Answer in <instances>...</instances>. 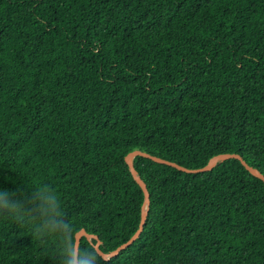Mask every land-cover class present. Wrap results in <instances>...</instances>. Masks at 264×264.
<instances>
[{
    "label": "trees",
    "instance_id": "16d2710c",
    "mask_svg": "<svg viewBox=\"0 0 264 264\" xmlns=\"http://www.w3.org/2000/svg\"><path fill=\"white\" fill-rule=\"evenodd\" d=\"M264 174V0H0V188L44 183L109 252L143 192L124 156ZM150 203L98 264H264V182L238 159L188 173L136 155ZM74 244V240H73ZM55 237L0 217V264H57Z\"/></svg>",
    "mask_w": 264,
    "mask_h": 264
},
{
    "label": "clouds",
    "instance_id": "9594fccd",
    "mask_svg": "<svg viewBox=\"0 0 264 264\" xmlns=\"http://www.w3.org/2000/svg\"><path fill=\"white\" fill-rule=\"evenodd\" d=\"M0 217L26 218L40 235L55 237L52 255L57 264H98L94 250L74 249V231L64 219L60 193L44 183L25 185L23 189L0 188Z\"/></svg>",
    "mask_w": 264,
    "mask_h": 264
},
{
    "label": "water",
    "instance_id": "95a60500",
    "mask_svg": "<svg viewBox=\"0 0 264 264\" xmlns=\"http://www.w3.org/2000/svg\"><path fill=\"white\" fill-rule=\"evenodd\" d=\"M136 155H141L147 158L152 159L155 162L158 163H163V164H167L170 166H173L181 171H185L188 173H197V172H204V171H208L210 170L212 167H214L218 162H221L225 159H229V158H235L238 159L241 164L245 167V169L247 171H249V173L255 177L260 178L263 182H264V174L261 173L257 168L249 165L244 159L243 157L238 154V153H218L215 154L213 156H211L208 161L201 167H196V168H188L185 167L183 165H180L174 161H170L167 159H164L162 157H158L155 155H152L150 153L141 151V150H132L130 152H128L125 156H124V160L126 162V164L128 165L129 171L133 177V179L136 181V183L140 186L142 192H143V202L141 205V212H140V219H139V223L137 226V229L134 231V233L123 243H121L120 245H118L117 247H115L113 250L109 251V252H103L100 248H99V244H100V240L97 238V235L92 234V233H88L84 228H80L79 230H77L74 234V249L75 251L78 252V245L80 242V238L82 236H84L87 240L90 241L91 238L96 239V242L93 243V247L96 250V252L104 259H108L110 257L116 256L121 250L127 248L130 244H132L137 237L140 235L143 226L145 224V220H146V216H147V210H148V206L150 203V199H149V192L148 189L146 187L145 182L140 178V176L138 175L134 164H133V158Z\"/></svg>",
    "mask_w": 264,
    "mask_h": 264
}]
</instances>
